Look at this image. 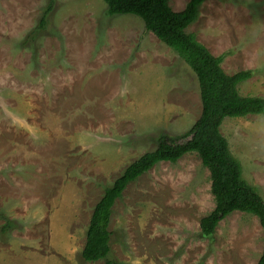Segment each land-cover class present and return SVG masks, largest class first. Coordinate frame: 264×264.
Returning a JSON list of instances; mask_svg holds the SVG:
<instances>
[{
	"label": "rangeland",
	"instance_id": "rangeland-1",
	"mask_svg": "<svg viewBox=\"0 0 264 264\" xmlns=\"http://www.w3.org/2000/svg\"><path fill=\"white\" fill-rule=\"evenodd\" d=\"M188 0H168L174 11ZM0 0V264H106L81 257L94 205L158 135L201 112L197 79L133 14L103 0ZM227 74L250 70L241 95L264 97V0H204L187 28ZM220 132L264 199V113L224 117ZM214 208L195 152L159 161L113 205L111 264H257L262 227Z\"/></svg>",
	"mask_w": 264,
	"mask_h": 264
},
{
	"label": "trees",
	"instance_id": "trees-1",
	"mask_svg": "<svg viewBox=\"0 0 264 264\" xmlns=\"http://www.w3.org/2000/svg\"><path fill=\"white\" fill-rule=\"evenodd\" d=\"M204 0H188L174 11L168 0H103L106 13L133 14L141 18L147 31L172 48L196 76L201 101L197 120L183 134L170 136L161 133L156 147L134 159L114 181L106 186L93 207L81 257L95 262L109 259L111 231L108 229L115 201L121 198L126 186L146 173L159 161L176 162L182 155L195 152L209 171L210 192L214 208L201 217V234L211 236L219 221L233 211L255 215L262 227V251L257 264H264V199L241 175V165L229 150L220 132L224 117H239L264 113V97L241 95L238 85L251 76L250 70L227 74L221 67L222 56H214L186 28L199 15ZM54 0H49L40 26Z\"/></svg>",
	"mask_w": 264,
	"mask_h": 264
}]
</instances>
